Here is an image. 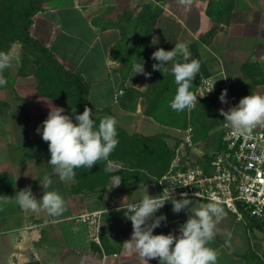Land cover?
Returning a JSON list of instances; mask_svg holds the SVG:
<instances>
[{
	"label": "crops",
	"instance_id": "obj_1",
	"mask_svg": "<svg viewBox=\"0 0 264 264\" xmlns=\"http://www.w3.org/2000/svg\"><path fill=\"white\" fill-rule=\"evenodd\" d=\"M208 7L218 19L209 15ZM143 28L151 30L147 39ZM30 31L67 69L83 76L89 84V103L99 110H112L117 124L131 135L167 134L173 138L186 131L146 113L151 102L167 105L173 99L177 85L171 67L183 62L178 53L165 64L168 71L162 69L163 73L173 78L155 98L162 75L148 65L147 58L160 48L171 51L178 43L188 47L191 59L201 63L190 91L196 93L202 77H212L216 87L211 95L219 109L229 102L233 107V102L252 92L264 95V0H192L190 7L177 0H44ZM147 41L148 46H143ZM16 44L22 47L16 49L12 67L2 74L7 84L0 86V264H143L138 254L124 247L133 229L124 212L117 209L138 202L145 188L154 197L161 194L160 189L150 182L130 185L117 174L103 190L74 192L75 179L61 182L53 174L47 165L48 143L36 128H42L47 119L48 103L61 106L38 89L33 72H20L23 45ZM143 61L150 78L132 70L133 64ZM224 89L227 103L219 100ZM118 90L123 92L116 96ZM130 90L139 95L128 93ZM259 129L264 126L254 130ZM46 175L53 181L49 191L56 190L65 200L66 210L59 217L24 211L15 199L28 186L40 199V183ZM114 177L121 179L119 186L114 187ZM190 199L197 204L211 202ZM219 205L226 216L218 227L231 233V247L225 246L222 234L210 242L208 246L218 252L217 264H264L262 226ZM94 211H102L98 229L80 217ZM162 214L167 221L153 234L178 236L188 219L187 210L173 213L168 202L156 213ZM96 233L99 241L94 239Z\"/></svg>",
	"mask_w": 264,
	"mask_h": 264
},
{
	"label": "clouds",
	"instance_id": "obj_2",
	"mask_svg": "<svg viewBox=\"0 0 264 264\" xmlns=\"http://www.w3.org/2000/svg\"><path fill=\"white\" fill-rule=\"evenodd\" d=\"M180 5L190 7L192 0H177ZM22 47L19 44L13 49L0 51V86H5L7 80L3 72L12 67L17 56L16 49ZM181 54L183 62H175L171 67L176 93L170 101V107L176 112L191 109L198 103L197 97L203 98L206 93L213 90L214 84L208 91L200 90L199 95L190 91L193 80L200 72L201 63L197 59H191V53L184 43L175 44V48L166 51L160 48L152 53L151 58L156 61L152 65L154 71H168L165 64L174 61ZM132 70L150 78L151 73L144 69L142 64L135 63ZM134 75V76H135ZM227 89L222 90L219 100L227 103ZM49 112L47 119L36 128V133L42 136V140L48 143L50 153L49 166L53 174L58 176L61 182H71L76 176V169L90 170L99 161H109L110 154L114 151L119 141L117 139V120L112 116H104L97 125L93 120V110L87 105L82 114L75 115V123L72 117L63 114V107L48 103ZM224 117L225 126L231 129L234 136H250L257 126H264V95L253 93L240 99L239 103L225 111L219 110ZM75 114V109L73 110ZM53 181L49 176H44L40 183L43 195L37 199L31 186L25 187L15 195L20 208L32 213L46 212L51 217H59L66 210L65 200L56 191L49 189ZM121 179L113 178L114 187L119 186ZM175 189L158 196H150L145 188L143 197L135 203L127 204L117 209L123 211L124 217L131 221L132 234L125 241L124 247L129 253L138 254L143 264H149L150 260L158 259L159 264H217L218 252L209 247L218 234L225 235V246L231 247V233L221 230L218 226L225 218L226 213L218 202L207 204L193 203L187 193H180V198L175 197ZM198 197V193H195ZM6 202V201H5ZM170 202L173 213L187 210L188 219L180 226L179 235L169 232L165 234H153L154 229L167 221L166 215L157 216L159 209Z\"/></svg>",
	"mask_w": 264,
	"mask_h": 264
},
{
	"label": "trees",
	"instance_id": "obj_3",
	"mask_svg": "<svg viewBox=\"0 0 264 264\" xmlns=\"http://www.w3.org/2000/svg\"><path fill=\"white\" fill-rule=\"evenodd\" d=\"M44 0H0V51L7 52L14 43L20 42L23 45L22 66L20 72L25 74L33 72L38 78V89L46 96L53 98L61 107L65 109V114L72 117L75 123V115L82 114L85 106L93 110V120L98 125L104 116H112L117 120V116L110 109L99 110L89 103V84L85 82L80 73L67 69L56 57L55 53L45 46L40 40L36 39L30 31L34 23L35 15L42 10ZM211 1V0H210ZM211 4V3H210ZM208 13L214 16L211 7H208ZM216 17V16H214ZM216 19H218L216 17ZM156 18H154V21ZM142 35H151V30L143 28ZM147 37V38H148ZM143 38V37H142ZM150 41V38H149ZM149 42H146L148 46ZM146 55V51H145ZM148 65L156 63L151 57L147 58ZM34 64L38 68L34 69ZM156 74L162 75L160 84L154 94V97H160L164 93L166 83L173 77L167 76L160 71ZM135 93L130 90L128 93ZM139 95L138 92H136ZM198 102H206L209 105L215 102V97L210 95ZM151 102L146 108V113L155 117L160 123L168 126H176L186 129L189 123V116L186 110L183 125H178L165 120L152 109L160 105V102ZM207 107V108H208ZM206 108V109H207ZM75 109V114L73 110ZM157 109V108H156ZM210 109V108H209ZM208 109V110H209ZM193 120V116H192ZM118 145L109 156V161L122 164L124 169L119 173L124 180H129L130 185L137 183H147L153 180V176H162L170 167L175 157V152L169 147L166 137L167 134L139 135L129 134L117 124ZM190 148L186 147V153H190ZM46 152L50 157L48 145ZM208 157V156H205ZM108 161H99L90 170L76 169V183L72 191L81 192L83 190L96 191L103 190L111 183L113 173L107 172ZM144 167L148 168L150 174L140 177L138 174Z\"/></svg>",
	"mask_w": 264,
	"mask_h": 264
},
{
	"label": "built area",
	"instance_id": "obj_4",
	"mask_svg": "<svg viewBox=\"0 0 264 264\" xmlns=\"http://www.w3.org/2000/svg\"><path fill=\"white\" fill-rule=\"evenodd\" d=\"M214 83L212 77H202L196 94L199 95L201 89L210 90ZM215 87L214 84L213 90L203 98L210 96ZM122 92L118 90L116 96ZM191 129L189 127L185 131L187 143L191 142ZM221 130L219 150L199 159L187 154L181 157L177 153L168 170L156 178V184L161 193L174 188L176 198H180V193H187L189 198L215 201L225 205L238 218L248 217L264 227V129L253 130L250 136H234L223 121ZM121 167L114 162L109 165L108 162L111 171ZM195 193H198V197ZM101 215L102 211H94L80 217L98 229ZM94 239L99 241L97 233Z\"/></svg>",
	"mask_w": 264,
	"mask_h": 264
},
{
	"label": "rangeland",
	"instance_id": "obj_5",
	"mask_svg": "<svg viewBox=\"0 0 264 264\" xmlns=\"http://www.w3.org/2000/svg\"><path fill=\"white\" fill-rule=\"evenodd\" d=\"M147 37L148 36H145L144 39H147ZM145 45L146 44L143 43V46ZM33 68L34 69L38 68V65L34 64ZM233 103H234L233 105L234 107L239 102H233ZM155 104L157 103L155 102ZM166 104L167 105L160 104L159 106H156L155 108H152V109H154L157 112V114H159L165 120L167 121L169 120L178 125L184 124V121H185L184 114L187 110L188 116H189V123H188L187 128L192 127L190 131V133L192 134L190 143H187L185 140V135H186L185 130H183V133H181V135L174 136L173 138H167V137L165 138L169 147L175 152L174 159L177 157V153H179L180 156L183 157L186 153L185 152L186 147H189L191 150V152L187 155L189 157H192L193 159H199L202 156L203 157L209 156L220 149L221 143H222L221 126L224 121V117L221 116L219 113L220 109H219L218 102H212L209 105V107L206 105V102H198L195 105V107L191 109H185L182 112H176L172 110L170 107V102H166ZM229 105L225 104V107H223L225 111L231 108L232 105L230 102H229ZM192 116H193V120H192ZM185 142L187 143V146ZM178 149H180V152H177ZM193 149H194V152L192 153ZM116 164H119V163H116ZM119 165L122 166V164H119ZM123 169H124V166L116 171H111L110 168H108V164L106 166L107 172L113 173V176L120 174L119 172ZM145 174H150L147 167H144L143 169H141L138 175L142 177ZM156 178L157 177L153 176V180H151L150 183L156 184L157 183ZM126 181L128 182L129 180H126ZM262 231L264 232V227H262Z\"/></svg>",
	"mask_w": 264,
	"mask_h": 264
}]
</instances>
